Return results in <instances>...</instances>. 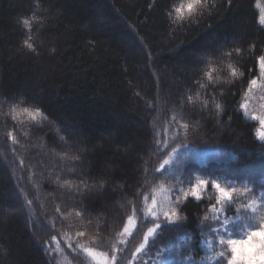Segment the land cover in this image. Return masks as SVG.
I'll use <instances>...</instances> for the list:
<instances>
[{
	"label": "trees",
	"instance_id": "1",
	"mask_svg": "<svg viewBox=\"0 0 264 264\" xmlns=\"http://www.w3.org/2000/svg\"><path fill=\"white\" fill-rule=\"evenodd\" d=\"M181 2L0 0V264H91L69 243L109 257L113 247L122 248L116 264H132V252L142 242L137 232L152 226L141 195L151 199L177 183L167 166L162 179H150L160 175L154 169L164 151L181 143L188 154L219 151L223 165L229 164L208 173L220 171L228 179H238L237 169L264 152L255 134L258 122L238 110L248 79L258 72L256 59L264 54L257 0H210L199 19L173 22L167 13ZM33 16L29 31L23 19ZM235 47L240 54L222 55ZM228 64L237 68V77ZM207 71H213L212 81ZM14 106L39 107L47 119L13 120L8 113ZM173 115L189 124L186 140L169 126ZM76 155L80 161L73 168ZM181 165L185 171L190 163ZM71 176L86 182L77 181L79 193L63 183ZM192 182L172 186L169 206L182 219L146 255L170 250L178 260L201 258L204 239L215 229L210 209L217 195L209 181L196 201L187 193ZM133 204L135 231L121 244L119 233ZM78 231L86 235L78 237ZM53 236L62 252L45 251L55 246Z\"/></svg>",
	"mask_w": 264,
	"mask_h": 264
},
{
	"label": "snow or ice",
	"instance_id": "2",
	"mask_svg": "<svg viewBox=\"0 0 264 264\" xmlns=\"http://www.w3.org/2000/svg\"><path fill=\"white\" fill-rule=\"evenodd\" d=\"M210 0H183L177 7L168 11V18L172 19L173 22H184L186 20H191L193 17L199 19L204 11L205 5H208ZM232 0H228V3H231ZM256 8L259 9V24L264 28V2L262 0H257ZM212 7H215V4H212ZM35 20V16L31 19H23V26L29 31L32 29V23ZM31 39V36L28 37ZM25 45L28 49L35 52V48L32 43L25 41ZM242 49L235 47L229 51H225L222 55L227 57H232L233 54H240ZM256 65L258 67V72L254 75H251L247 81V91L244 93L243 102L239 104L238 110L242 109L244 115H246L250 120L258 122L259 127L256 129V137L259 141L262 142L261 147H264V102L259 104H254L252 101L256 99V93H260L258 99L259 101H264V54H261L256 59ZM228 72L230 75L235 78L238 75L237 68L233 67L231 64L227 65ZM214 71V70H213ZM213 71H207L204 73V76L208 78L209 81L213 80ZM243 75V73H239ZM199 84V81H197ZM204 87L203 84L199 85ZM191 99V97H188ZM251 104V108H250ZM149 107H152V104L149 103ZM215 108L218 113L223 112V106L220 103L215 104ZM13 120H16L20 116H26L34 124L39 123V119L46 120L47 116L44 115L39 107H30V106H14L11 108V111L8 113ZM39 118V119H38ZM170 127H175V133L178 138L181 140H186L189 131V124L187 122H180L177 120L176 116L173 115L169 121ZM181 130L183 133L181 134ZM11 135V134H10ZM13 144H18L19 141L15 136L12 137ZM60 139H64V136L61 135ZM166 147V145H164ZM186 143H181L179 146H173L170 151H164L163 162L159 164L157 168L154 169V172L160 173V175H153L150 179L160 180L163 178L166 171V166L171 167L174 158L180 155L182 149L187 148ZM161 148H157L154 151H161ZM67 155V154H65ZM264 156V154H261ZM258 159L260 157H257ZM71 160L74 163L71 165L73 168L78 167L80 161V156H72ZM22 163V162H21ZM147 171V170H146ZM77 181L81 184L86 183L82 176H71L64 179V185H67L70 189H73L75 193H79L81 190L77 184ZM254 184L253 181L244 183L243 186H237L234 183H228L226 186L219 182L218 178L213 177L211 180V186L215 188L218 193L216 202L211 206L210 211L213 213V219L217 221L218 227L214 229L217 237L218 243L223 250L219 251L218 254H214L211 259H217V255L220 258L218 264H264V183L260 184V193L259 198L256 194V189L254 186H249ZM208 179H201L195 185V189L191 191V196L195 198L196 201L201 199L199 194V189L201 187H208ZM141 199L144 202V210L147 215L151 217V225H144L147 228L145 232H137L138 235L142 236V242L138 247L132 252V260H137L142 264L143 255H146V249L150 248V245L156 243V239L162 235L166 230L170 229L171 225H175L178 221L182 219L181 212L177 209L169 206L167 210L161 211L160 205L158 204L157 198L155 196L151 197V203L149 204V197L141 195ZM243 201V202H241ZM28 205L32 204L31 200H27ZM132 202L130 201V204ZM170 203V202H169ZM239 206L235 208L234 219L239 220L241 217L239 213L241 209H244L246 212L250 211L253 214L258 215L259 217V226L252 227L251 225L247 226L244 229L235 231L229 227L230 220L226 215L227 211L232 209L234 205ZM83 207V205H81ZM57 212L60 211L59 208L56 209ZM131 213L127 217V223L123 225L122 231L119 233L121 239V244H126L128 237L133 236V231H135V220H136V207L133 204L131 208ZM71 215V213H67ZM76 216L81 219H89L88 215H82L80 211H76ZM209 217L205 216L204 220H208ZM89 222H91L89 220ZM78 237H84L86 233L84 231H78L76 233ZM52 241L55 242L54 247L45 246L46 252H62L63 249L60 248L59 242L56 241V237H52ZM69 248H72V251L76 253L77 256L84 254L90 258L91 264H116L118 259V253L123 254L124 249L115 248L112 249L111 257L107 253L96 251L94 248L84 247L83 245H77L73 247L71 243L68 244ZM161 264H168L166 260H161ZM172 264H184L183 260L173 261Z\"/></svg>",
	"mask_w": 264,
	"mask_h": 264
},
{
	"label": "rangeland",
	"instance_id": "3",
	"mask_svg": "<svg viewBox=\"0 0 264 264\" xmlns=\"http://www.w3.org/2000/svg\"><path fill=\"white\" fill-rule=\"evenodd\" d=\"M262 2H264V0H262ZM260 93H256V99H254L252 101V103L254 104H259L262 103L264 101H259L258 97H259ZM250 108H251V104H250ZM242 110V109H241ZM243 111V110H242ZM191 152V151H190ZM188 151H182L180 153V155H178L176 158H174L173 163L171 165V167H168L169 170L171 171V173L176 177L175 179L177 180L176 184H169L166 185L165 187H162L161 190L156 191L153 196H155L157 198L158 204L160 205V207L162 206V208L164 210H167L166 207L168 208V206L171 203V188L172 186L178 188V189H182L183 186H186L184 183H187L188 181L192 180L193 185L188 189L187 193L191 194V191L196 190L195 189V185L197 184V182L201 179H208V181H211L213 177L218 178L219 182H221L223 185H227L228 183H234L237 186H243L244 183L249 182L250 180L254 182V184H251L249 186H254L256 189V194L257 197L259 198V193L261 191L260 189V184L264 183V156L260 155V158L254 162L249 164L248 166H246L243 170H239L237 169V173H238V179L232 178V179H228L226 174V176H220L223 175V173H221L220 171L216 172L215 174L212 173H208L209 171L213 172V168H215V166H217V168H219L221 166H225V168H227L229 162H226L225 165H223V163L225 162L224 160H222L219 151L216 150H196V151H192L191 153ZM261 154H264L261 153ZM224 161V162H223ZM190 166L188 168H186V170L182 171L181 169V164H186ZM208 164H210L208 166ZM184 167V166H183ZM202 168V169H201ZM236 169L230 168L229 172H235ZM189 172H193L196 173L195 178H189ZM192 173V174H193ZM219 173V174H218ZM187 181V182H186ZM164 188V189H163ZM207 187H201L199 189V194L200 197H204L205 195V191H206ZM215 189V188H214ZM216 195L218 197V193L215 190ZM208 193V192H206ZM170 202V203H169ZM243 202V201H241ZM148 203H151V199H149ZM239 206V203L237 205H234L232 207V209L228 210L226 215L228 216L229 220H230V224L229 227L232 228L235 231L240 230V229H244L247 226L251 225L252 227H258L259 226V217L256 214L251 213L250 211H245L244 209H241L239 216L241 217V219L236 220L234 219V213H235V208ZM211 213L210 219L212 222H214V226L215 228L218 227V223L216 220L213 219V213ZM203 249L204 252L201 256V258L195 263V262H191L188 260H183L184 264H218L219 261V257L217 255V259L213 260L210 257H212L214 254H218L219 251L223 250L222 247L219 245L218 243V237L215 233V231L209 235H207V237L204 239V245H203ZM158 254V253H157ZM168 255H163L160 254L156 257L154 256H150V255H145L147 257H145L143 254H140L143 256V261L142 264H161V260H166L168 262V264H172L173 261H176L178 259H175V256L177 257V255L173 252V251H168L167 253ZM136 260L132 261V264H134ZM138 264H140V262L138 261Z\"/></svg>",
	"mask_w": 264,
	"mask_h": 264
}]
</instances>
